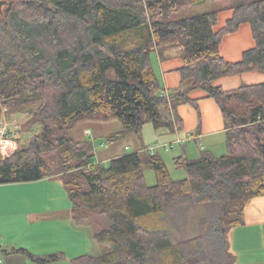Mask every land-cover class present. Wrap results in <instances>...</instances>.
Listing matches in <instances>:
<instances>
[{
    "label": "trees",
    "instance_id": "1",
    "mask_svg": "<svg viewBox=\"0 0 264 264\" xmlns=\"http://www.w3.org/2000/svg\"><path fill=\"white\" fill-rule=\"evenodd\" d=\"M4 7L0 119L4 111L25 116L19 131L31 138L0 158V185L62 182L74 224L104 246L101 255L72 264H213L210 238L223 264H236L229 233L245 223L248 201L264 196V82L234 90L216 82L264 74V0H40ZM226 11L233 16L218 28ZM243 24H250L255 46L228 62L222 43ZM167 49H180L183 63L168 93L152 65V55ZM195 91L221 109L226 154L176 158L185 179L173 180L165 160L149 150L97 162L93 143L69 134L85 119H118L122 128L110 143L132 134L142 140L146 124L181 130L178 108L200 110ZM150 170L155 186L146 181ZM196 210L197 219H183ZM19 252L39 264L65 257Z\"/></svg>",
    "mask_w": 264,
    "mask_h": 264
},
{
    "label": "crops",
    "instance_id": "2",
    "mask_svg": "<svg viewBox=\"0 0 264 264\" xmlns=\"http://www.w3.org/2000/svg\"><path fill=\"white\" fill-rule=\"evenodd\" d=\"M228 12L231 13L230 18L233 16V11L221 13L219 15V24L220 16ZM230 18H227L226 22ZM245 25L247 24H243L241 28ZM248 25L253 38L251 26L250 24ZM241 28L237 33L226 36L222 43L221 53L228 62H239L242 59L243 53L248 50L245 47V40L240 35ZM253 41L255 46L254 38ZM226 42L227 46L225 47ZM170 51H173V49L165 50L164 52L167 54L165 56H163L164 53L162 56L159 55L160 76L155 72L161 80L166 93L179 84L177 70L183 64L182 58L176 57L172 52L168 53ZM263 82L264 74L248 72L240 76L223 78L217 81L216 85L223 87L225 90H234L243 84H259ZM192 97L199 100V112L201 111L202 113L199 114V119L198 117L196 118V111L193 106L181 105L178 108V114L183 120L182 129L171 131L168 127H165L155 132L156 139L154 142L158 143L157 146L170 145L179 140L186 141L185 144H178L180 146V155L176 156V158L188 156L191 159H196L200 156L202 150L213 151V148L217 147L218 144L220 145L223 139L225 141L224 118L217 102L212 98H208L204 91H195L192 93ZM87 133H91V131L87 130ZM145 133L146 129L144 127L143 139L139 140L135 137L142 144L136 145L132 142L131 144L134 145L132 152L125 151L117 156L153 148L143 144ZM117 156L97 162L107 163L110 159ZM43 182L45 181L38 183L41 184ZM24 199L31 200V198ZM25 215L27 220L39 226L41 231L36 233L29 232L27 235L24 234V239L22 240H5L3 245L6 251L3 255V264H39L29 255L20 253L19 251L22 249L38 257L57 253L65 256L60 260L47 264H72V259L86 254L99 256L104 252V247L96 249L97 247L93 243L94 239H92L93 234L89 228L84 226L78 227L74 224L70 202H65L64 205L57 204L56 207L49 206L47 209H30L29 207ZM228 239L230 252L237 259L236 264H264V196L252 198L248 201L245 207V223L231 230ZM212 240V238L209 239L212 263L223 264V258L216 252V248L211 245ZM89 250L92 252H88Z\"/></svg>",
    "mask_w": 264,
    "mask_h": 264
},
{
    "label": "rangeland",
    "instance_id": "3",
    "mask_svg": "<svg viewBox=\"0 0 264 264\" xmlns=\"http://www.w3.org/2000/svg\"><path fill=\"white\" fill-rule=\"evenodd\" d=\"M14 3L27 2L26 0H15ZM4 8L5 7H3L1 13H3ZM202 9L203 8L198 7L195 8V11L200 13L203 11ZM230 16L231 13L229 12L222 14L220 16V24L218 28L222 27L226 22V19L230 18ZM240 35L245 40L246 49L254 47V41L248 24L241 28ZM251 41L253 42L251 43ZM248 42H250V44H248ZM226 46L227 42L225 44V47ZM171 52L174 53L176 57L182 56V52L180 49H175L168 53ZM163 53V56L167 55L165 54V52ZM152 65L154 71L160 76L161 67L158 53H154L152 55ZM195 111L196 118L198 117L199 119V114L201 113V111L199 112L196 109ZM5 113L6 111L3 112V118H6V121H8L11 125H17L18 128H20V126L26 119L25 116L8 118ZM121 128L122 124L116 118L108 121L85 119L78 122L70 130L69 134L77 141L89 140L91 143H93L96 152V161H102L104 159L117 156L118 154H122L125 151L132 152L134 149V145L131 144L132 142L136 145H140L139 143L141 142L139 140H136L135 135L133 134L124 141L110 143L108 141V137L121 130ZM145 129L146 133L143 144H146V146L148 145L151 147H156L158 143L154 142V140L156 139L155 132L157 130L153 127L152 124H146ZM87 130H90L91 133H87ZM30 138L31 135H20V139L18 140V147L19 144H25V142H27ZM213 151L219 157L226 154L224 139L222 143H220V145L218 144L217 147L213 148ZM154 152L155 153L153 154H159L163 158V160H165L171 178L173 180H182L186 178V170L177 168L175 165V158L176 156L180 155V146L178 144L171 149L156 148ZM145 176L147 184L149 186H155L157 184V176L154 171L150 170L145 172ZM41 181L45 182L39 184L38 182ZM24 198H31V200H25ZM65 202H70L72 205L69 194L60 180L43 179L31 183H13L0 185V243L4 244L5 240H22L24 239V234L27 235V233L29 232L36 233L38 231H41V229H39V226L32 224L27 220L25 214L29 207L30 209H47L49 206L56 207L57 204L64 205ZM191 213L187 211L186 213L184 212L183 219H197V215L199 214L198 211L196 210L193 214ZM190 227H192V221L188 223V226H186V231L192 230ZM93 243H95V247H97L96 249H99V247H104L94 242V240ZM88 252L92 251L89 250Z\"/></svg>",
    "mask_w": 264,
    "mask_h": 264
},
{
    "label": "built area",
    "instance_id": "4",
    "mask_svg": "<svg viewBox=\"0 0 264 264\" xmlns=\"http://www.w3.org/2000/svg\"><path fill=\"white\" fill-rule=\"evenodd\" d=\"M20 131L18 126L11 125L6 118L0 119V158L11 156L18 149V140L20 139ZM185 140H179L170 145H160L149 149L150 153H154L155 148H173L177 144H185ZM6 248L0 243V264H3V255Z\"/></svg>",
    "mask_w": 264,
    "mask_h": 264
},
{
    "label": "flooded vegetation",
    "instance_id": "5",
    "mask_svg": "<svg viewBox=\"0 0 264 264\" xmlns=\"http://www.w3.org/2000/svg\"><path fill=\"white\" fill-rule=\"evenodd\" d=\"M0 1H6L7 3H14L15 0H0ZM40 0H26L27 3H39Z\"/></svg>",
    "mask_w": 264,
    "mask_h": 264
},
{
    "label": "water",
    "instance_id": "6",
    "mask_svg": "<svg viewBox=\"0 0 264 264\" xmlns=\"http://www.w3.org/2000/svg\"><path fill=\"white\" fill-rule=\"evenodd\" d=\"M7 4L12 5L13 3H7L6 1H0V12H2L3 7L6 6Z\"/></svg>",
    "mask_w": 264,
    "mask_h": 264
}]
</instances>
